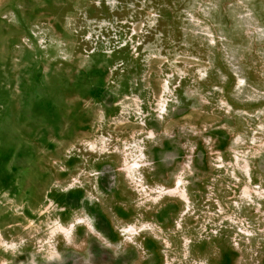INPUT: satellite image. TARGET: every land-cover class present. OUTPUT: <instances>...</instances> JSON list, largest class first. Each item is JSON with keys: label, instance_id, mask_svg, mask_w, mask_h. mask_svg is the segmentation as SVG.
<instances>
[{"label": "rangeland", "instance_id": "1", "mask_svg": "<svg viewBox=\"0 0 264 264\" xmlns=\"http://www.w3.org/2000/svg\"><path fill=\"white\" fill-rule=\"evenodd\" d=\"M221 1L163 52L144 2L0 0V264H264V0Z\"/></svg>", "mask_w": 264, "mask_h": 264}, {"label": "trees", "instance_id": "2", "mask_svg": "<svg viewBox=\"0 0 264 264\" xmlns=\"http://www.w3.org/2000/svg\"><path fill=\"white\" fill-rule=\"evenodd\" d=\"M189 0H137V2L142 3L144 2L145 7H148L149 12L152 13V17L155 19L145 24L144 32V38L145 42L148 44L156 45V47L161 48L160 51L163 50V52L172 50V49H178L183 48L187 45V43H190V40H185V37H193L185 33V24L187 17L184 16V3ZM222 4H219L218 12H221L226 19L228 20L230 15L232 14L230 11V5H233L229 2V0H222ZM227 3H230L229 5ZM228 6L227 7L224 6ZM249 5V4H248ZM254 5V4H252ZM250 7V6H247ZM251 12H249L247 15L250 19L255 21V24L260 25L258 27V30L261 35H256L261 38L264 37V18L259 15V11L255 10L254 8L249 9ZM230 22L227 21V25H229V30L227 33L223 36L224 40L227 44H230V42L235 43H246L247 38L245 34H241V30H231L230 28ZM141 33H143L141 31ZM128 45V44H127ZM126 45V46H127ZM143 45V44H141ZM125 46H122L121 48H124ZM120 49V48H119ZM139 49V48H138ZM123 50V49H121ZM114 53V52H113ZM157 55V54H156ZM124 60L121 61L122 65L120 67L124 66ZM177 91V88L176 90ZM177 99V98H176Z\"/></svg>", "mask_w": 264, "mask_h": 264}]
</instances>
